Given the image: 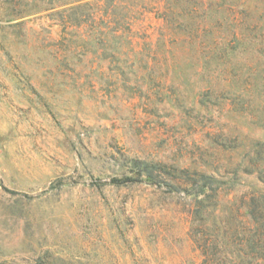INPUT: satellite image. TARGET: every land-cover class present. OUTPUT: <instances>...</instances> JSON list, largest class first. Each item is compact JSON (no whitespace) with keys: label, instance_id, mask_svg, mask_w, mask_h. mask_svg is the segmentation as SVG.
Instances as JSON below:
<instances>
[{"label":"rangeland","instance_id":"374dc122","mask_svg":"<svg viewBox=\"0 0 264 264\" xmlns=\"http://www.w3.org/2000/svg\"><path fill=\"white\" fill-rule=\"evenodd\" d=\"M258 194L264 0H0V264H237Z\"/></svg>","mask_w":264,"mask_h":264},{"label":"trees","instance_id":"16d2710c","mask_svg":"<svg viewBox=\"0 0 264 264\" xmlns=\"http://www.w3.org/2000/svg\"><path fill=\"white\" fill-rule=\"evenodd\" d=\"M129 30V26H128ZM113 39L115 40H122L126 37L125 33L121 31L120 28L113 29L111 31ZM235 36V35H234ZM234 44H228V49L234 50ZM238 44V42H237ZM132 170L137 172V175L142 178L146 177L151 181L153 184L160 185V181H158L159 177L156 176V171L160 170V174L165 173L162 172L161 166L157 164H151L148 162L140 161V160H132ZM195 175H199L195 173ZM205 180H211L210 176L199 175ZM116 182V181H114ZM187 183H168L167 187L171 188L172 190H180L188 192V189L185 188L186 184H192L190 181H186ZM205 184V183H204ZM207 185H204V187ZM185 188V189H183ZM212 190L213 189H209ZM204 192V189L203 191ZM201 191L195 194L196 201L202 203L203 201L207 200L210 196L207 195L202 200H199L203 193ZM192 194V193H189ZM249 214L252 218V221L255 225L253 229H248L243 232V237L240 239L239 246L240 251L237 255V259L239 263L237 264H264V194L254 195L251 198V202L248 205ZM216 244V243H215ZM217 245V244H216ZM201 248L204 256L206 257V262L209 264H226V255L223 253H219L218 247L213 245L211 249H208L207 245H199Z\"/></svg>","mask_w":264,"mask_h":264}]
</instances>
